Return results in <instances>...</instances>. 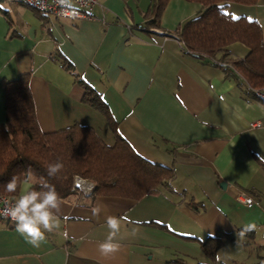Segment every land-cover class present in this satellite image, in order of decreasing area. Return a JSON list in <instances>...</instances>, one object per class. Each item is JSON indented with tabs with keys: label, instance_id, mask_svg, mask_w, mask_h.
I'll return each instance as SVG.
<instances>
[{
	"label": "crops",
	"instance_id": "crops-1",
	"mask_svg": "<svg viewBox=\"0 0 264 264\" xmlns=\"http://www.w3.org/2000/svg\"><path fill=\"white\" fill-rule=\"evenodd\" d=\"M151 1L98 0L86 17L70 19L38 13L23 0H0L8 6H0V123L2 81L26 73L42 131L79 123L113 144L107 117L83 101L82 79L107 104L130 147L173 170L168 186L139 199L79 189L61 198L60 228L46 233L39 248L0 218V264H172L176 258L195 264L208 262L200 244L218 234L230 236L222 245L237 251L233 263H264V252H247L264 246V101L248 96L235 74L183 52L170 35L201 3L168 0L159 27L145 31ZM226 10L256 20L264 36V0L229 2ZM227 48L238 58L248 53L240 42ZM239 192L257 203L243 205ZM109 215L122 218L124 228L120 250L104 256L98 246ZM249 223L257 227L237 247V233Z\"/></svg>",
	"mask_w": 264,
	"mask_h": 264
},
{
	"label": "trees",
	"instance_id": "trees-1",
	"mask_svg": "<svg viewBox=\"0 0 264 264\" xmlns=\"http://www.w3.org/2000/svg\"><path fill=\"white\" fill-rule=\"evenodd\" d=\"M167 1H151L150 18L142 29L149 31L148 27H159L160 15ZM190 1L201 3V9L170 35L176 37L186 54L211 61L229 75L235 74L244 92L255 97L252 89L264 87L262 29L256 20L234 16L226 7L229 2L251 5L257 0ZM233 42L244 44L248 53L240 58L234 57L227 48ZM60 63L65 68L71 67L66 60ZM78 80L85 88L83 101L107 117L109 128L114 134V143L106 144L91 126L79 123L53 131H42L35 115L28 74L4 79L5 119L0 123V195L13 200L14 194L5 191V184L13 175L29 167L54 185L61 198L79 189L74 184L75 177L92 182V196L139 199L160 186H168L173 170L151 163L137 154L117 132L108 106L96 90L82 79ZM57 161L63 163V169L55 177H48V165ZM229 237L228 234L207 237L200 244L202 252L215 262L219 246ZM171 263L190 264L183 258H176Z\"/></svg>",
	"mask_w": 264,
	"mask_h": 264
},
{
	"label": "clouds",
	"instance_id": "clouds-1",
	"mask_svg": "<svg viewBox=\"0 0 264 264\" xmlns=\"http://www.w3.org/2000/svg\"><path fill=\"white\" fill-rule=\"evenodd\" d=\"M64 165L55 162L48 165L46 171L48 177H55ZM5 191L14 194V199L4 201V208L0 210V216L10 219L16 232L33 247L39 248L46 240V233H52L60 228L57 213L61 209L62 200L54 185L48 182L44 176L38 175L31 167L26 171L13 175L5 184ZM93 215L101 211L94 208ZM107 235L98 246L101 255L108 256L117 253L120 248V238L124 223L122 218L113 215L106 217ZM256 224L244 225L237 233V247L244 243L246 234L256 229ZM138 228L131 230L135 235ZM216 264H228V256H221L218 252L215 256Z\"/></svg>",
	"mask_w": 264,
	"mask_h": 264
},
{
	"label": "built area",
	"instance_id": "built-area-1",
	"mask_svg": "<svg viewBox=\"0 0 264 264\" xmlns=\"http://www.w3.org/2000/svg\"><path fill=\"white\" fill-rule=\"evenodd\" d=\"M28 6L45 14H51L62 18H83L87 16V12L98 3V0H23ZM256 98L264 101V87L253 88ZM75 186L82 190L89 191L91 184H87L81 178L77 177L74 181ZM11 201L8 197L0 195V210L4 208V201ZM236 200L246 206H252L257 203L256 199L244 192L236 195ZM12 222L10 219L0 216Z\"/></svg>",
	"mask_w": 264,
	"mask_h": 264
},
{
	"label": "rangeland",
	"instance_id": "rangeland-1",
	"mask_svg": "<svg viewBox=\"0 0 264 264\" xmlns=\"http://www.w3.org/2000/svg\"><path fill=\"white\" fill-rule=\"evenodd\" d=\"M0 6L3 8V9H8V6H7V4H5L4 2H0ZM77 177H75V179H76ZM80 178V177H79ZM74 179V180H75ZM82 179V178H81ZM82 180H84V182H86L87 184H91V188H92V182H90V180H85V179H82ZM79 190H81V191H84V190H82V189H80L79 188ZM86 191V190H85ZM89 191H91V189L89 190ZM223 245H221V246H219V248H218V250L217 251H219L220 252V255L221 256H224L225 255V253L227 254V256H228V264H241V263H233L232 261V259H233V257H236L237 255H234L235 253H237V251L235 250V249H233V247L232 246H229V245H227V246H223ZM254 247V246H253ZM259 247V246H258ZM255 251H256V253L257 254H259V252L258 251H261V253L262 252H264V246H261V247H259V248H255L254 247V249H252V248H250V247H248L247 248V252H248V254L250 253L251 255L252 254H254L255 253ZM261 256H264V255H262L261 254ZM207 258V260H208V262H203V263H214V264H216V261L214 262L213 260H211L209 257H206ZM262 258H264V257H262ZM235 259V258H234ZM256 259V258H255ZM242 261V260H241ZM262 261H264V259H262ZM261 262V259H259L258 261L256 260L255 262H253V264H264V263H260Z\"/></svg>",
	"mask_w": 264,
	"mask_h": 264
},
{
	"label": "water",
	"instance_id": "water-1",
	"mask_svg": "<svg viewBox=\"0 0 264 264\" xmlns=\"http://www.w3.org/2000/svg\"><path fill=\"white\" fill-rule=\"evenodd\" d=\"M225 182L222 183V185H224Z\"/></svg>",
	"mask_w": 264,
	"mask_h": 264
}]
</instances>
